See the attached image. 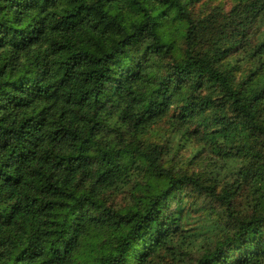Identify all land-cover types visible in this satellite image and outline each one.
I'll return each instance as SVG.
<instances>
[{"label":"clouds","instance_id":"obj_1","mask_svg":"<svg viewBox=\"0 0 264 264\" xmlns=\"http://www.w3.org/2000/svg\"><path fill=\"white\" fill-rule=\"evenodd\" d=\"M0 264H264V0H0Z\"/></svg>","mask_w":264,"mask_h":264}]
</instances>
